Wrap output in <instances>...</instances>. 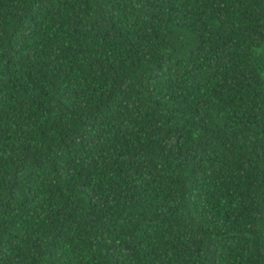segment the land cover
Returning a JSON list of instances; mask_svg holds the SVG:
<instances>
[{
    "label": "trees",
    "instance_id": "obj_1",
    "mask_svg": "<svg viewBox=\"0 0 264 264\" xmlns=\"http://www.w3.org/2000/svg\"><path fill=\"white\" fill-rule=\"evenodd\" d=\"M0 264H264V0H0Z\"/></svg>",
    "mask_w": 264,
    "mask_h": 264
}]
</instances>
